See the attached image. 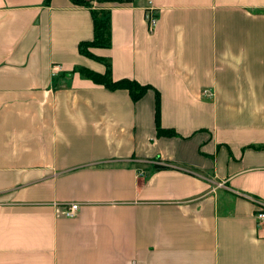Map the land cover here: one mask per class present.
I'll list each match as a JSON object with an SVG mask.
<instances>
[{
	"label": "crops",
	"instance_id": "0c3cea01",
	"mask_svg": "<svg viewBox=\"0 0 264 264\" xmlns=\"http://www.w3.org/2000/svg\"><path fill=\"white\" fill-rule=\"evenodd\" d=\"M93 4L138 101L90 7L0 0V264H264V0Z\"/></svg>",
	"mask_w": 264,
	"mask_h": 264
},
{
	"label": "trees",
	"instance_id": "16d2710c",
	"mask_svg": "<svg viewBox=\"0 0 264 264\" xmlns=\"http://www.w3.org/2000/svg\"><path fill=\"white\" fill-rule=\"evenodd\" d=\"M49 1L50 0H48V2ZM71 1L74 5L90 7L94 22V39L92 41L82 43L80 45V52L91 59L104 62L107 66V72L105 74H100L88 69H79V72L98 85H103L104 87L112 91L126 90L130 93L134 101L140 100L142 97H144L147 94L149 90H151V87L143 86L137 81L128 78L119 81H114L111 76L109 63L102 58L96 57L90 51L92 48H109L111 45V38H112L111 11L105 9H97L94 6L93 1H96L98 4H106V3L128 4L134 2V0H92L91 2H86L84 0H71ZM157 96H159L158 93ZM156 118H157V124H158L157 128H158L159 136L174 135L172 131H164L160 127L159 107L157 109ZM154 168L156 170H164V169H168L169 167L161 164H156Z\"/></svg>",
	"mask_w": 264,
	"mask_h": 264
},
{
	"label": "built area",
	"instance_id": "2783aa9c",
	"mask_svg": "<svg viewBox=\"0 0 264 264\" xmlns=\"http://www.w3.org/2000/svg\"><path fill=\"white\" fill-rule=\"evenodd\" d=\"M154 21H155V18L151 16L150 22L154 24ZM205 93H207V91H205ZM77 208H78V205H72L70 211L68 212V215L74 216ZM258 219L261 223L264 222V207L262 208L261 212L258 214Z\"/></svg>",
	"mask_w": 264,
	"mask_h": 264
},
{
	"label": "water",
	"instance_id": "95a60500",
	"mask_svg": "<svg viewBox=\"0 0 264 264\" xmlns=\"http://www.w3.org/2000/svg\"><path fill=\"white\" fill-rule=\"evenodd\" d=\"M84 1H86V2H91L92 0H84Z\"/></svg>",
	"mask_w": 264,
	"mask_h": 264
}]
</instances>
